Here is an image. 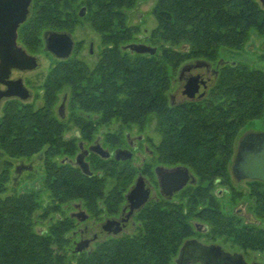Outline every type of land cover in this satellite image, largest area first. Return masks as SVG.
Wrapping results in <instances>:
<instances>
[{"label":"trees","instance_id":"1","mask_svg":"<svg viewBox=\"0 0 264 264\" xmlns=\"http://www.w3.org/2000/svg\"><path fill=\"white\" fill-rule=\"evenodd\" d=\"M139 1L87 0L86 16L102 34L104 45L95 67L90 69L76 58L59 62L43 84L45 103L39 109L18 98L4 102L0 148L13 158L42 153L44 184L51 197L42 201L39 187L5 195L11 180L7 162L0 173V264H174L183 242L196 233L192 224L197 217L196 189L188 192L187 204H174L169 210L145 205L130 233L97 240L79 254L74 251L71 202H82L94 215L101 214L103 206L116 210L124 200L122 195L106 198L107 176L123 185V192L134 175L127 167L118 173L115 164L94 157L93 168L103 174H83L65 160L75 155L79 139H67L65 132L72 124L81 139L92 141L98 128L115 118L121 130L142 133L151 115L159 120V160L184 165L199 177V222L207 226L199 234L232 239L245 250L264 251L260 220L242 224L221 209L212 190L230 180L229 163L240 130L264 118V68L243 61L220 62L214 83L199 99L175 103L169 95L172 73L183 62L216 63L222 47L241 50L253 31L264 35V9L258 0H156L153 13L158 26L150 42L158 50L150 55L123 49L135 42L137 29L126 23V11ZM32 2L33 13L18 30V40L29 53L42 48V30L65 25L60 20L62 2L71 7L68 0ZM65 86L71 89L68 119L59 118L54 110L58 92ZM119 139L116 133L106 134L109 145ZM253 181V187L264 186ZM256 211L264 217V204Z\"/></svg>","mask_w":264,"mask_h":264},{"label":"rangeland","instance_id":"2","mask_svg":"<svg viewBox=\"0 0 264 264\" xmlns=\"http://www.w3.org/2000/svg\"><path fill=\"white\" fill-rule=\"evenodd\" d=\"M34 1V0H33ZM69 4H71V8L78 10V6L80 4L86 3L87 0H68ZM156 3V0H142L139 1L133 8L126 11V23L129 26H134L137 29V33L134 35L135 42H143L147 44H152L150 42L152 31L158 26V21L153 13V8ZM33 2L31 3L29 17L33 13ZM73 6V7H72ZM262 6V5H261ZM68 7L64 6V2L60 5L59 11L62 13L60 20L65 21V25L60 28H56L55 30L59 31H67L70 32L73 40H74V48L69 58H76L81 60L85 64L88 65L90 69H93L97 62L100 60L101 51L104 48L102 43V34L96 31L92 23L90 21V17L84 16L82 18L73 17V15L68 13ZM264 9V6H262ZM75 14V13H74ZM48 29L42 30L40 37L42 38V48L40 47L37 52H31V54L37 56L39 65L37 68L33 70H16L14 69L11 73L12 78H19L23 79L25 86L30 90L31 97L25 100H21L25 104H34L36 109L42 107L45 103L44 91H43V84L49 74V72L54 68L59 62L63 59L54 57L51 53L45 51V41H44V33ZM92 44L93 52H90V46ZM154 45V44H153ZM180 48V47H179ZM160 53V51H159ZM264 35H259L257 32L253 31L252 35L246 44V46L241 50H235L227 47H222L220 49L219 59L218 62L212 63L210 69L214 70L219 69L220 66L218 64L220 62H235V61H243L250 64L254 68H264ZM67 60V59H64ZM197 59H192L183 62L178 69L172 73V88L170 90L169 95H174L177 102L191 100V98L184 96L182 94V89L184 85V81L179 79L180 70L185 64H192L195 63ZM206 67H199L193 68L192 73L194 75L197 74H207ZM208 87L214 83L217 74L208 75ZM208 87L206 88L205 92L207 91ZM71 89L67 86L58 92V97L56 103L54 105V110L57 114L58 108L62 102L64 95H70ZM19 99V98H18ZM4 101H2L0 107V116H2V109L4 106ZM66 119H68V115L70 114L69 110V99L66 101ZM61 116H59L60 118ZM70 130L65 132V136H72L76 127L72 124L69 125ZM118 130V122L115 118L112 119L111 123L107 126L103 125L98 128V132L102 133H110L109 131ZM123 135L125 136L126 131L122 130ZM250 132H264V118L256 119L250 121L243 127L237 135V139L235 142V153L233 155L232 160L229 163V171H230V180L226 184H217L214 189V193L218 199V204L223 211L228 214L234 215L237 219L241 221L242 224H246V218L237 213L238 208H243L247 213L251 216L260 220L259 226L264 229V217L261 218L262 215H259L256 211L259 205L261 206L264 204V186H255L253 187V180L251 179H243L238 180L232 173V164L237 152V147L240 140ZM146 137H148L147 141L145 142L149 144L152 148L151 140L153 144L155 143L158 145L161 141V134L159 132V120L156 115H151L147 121L145 128L142 132ZM155 145V149H156ZM42 153H36L32 157H20V158H13L10 157L7 153H5L2 148H0V173L6 168L7 162H10V176L11 180L7 183L9 191L5 194H11L13 191L18 193L32 191L33 189H40L37 190L40 193L41 200H45L46 197H51L49 191L47 190L44 180H45V169L43 166L42 157H40ZM43 155V154H42ZM137 161V159H136ZM138 162V161H137ZM156 162V161H154ZM21 165H32V172L30 173L27 169H23L21 172H16V168ZM36 171V173H35ZM134 175V174H133ZM134 175L133 177H135ZM133 180V179H132ZM106 182L111 184L115 182L114 178L110 176L107 177ZM221 191L218 194V191ZM263 194V195H262ZM78 202V200L72 201ZM203 206V205H202ZM201 205H199V209ZM71 210V207H70ZM45 226H48V222H44ZM199 239L206 242V243H218L220 244L225 250L230 252H241L243 253L245 260L247 262H260L264 264V251L261 250H245L239 247L237 244L233 242L232 239H225L222 237H214L210 236L209 234H197ZM78 241L79 238H76ZM177 257V256H176ZM175 259V258H174ZM174 262V260H173ZM175 264V262H174Z\"/></svg>","mask_w":264,"mask_h":264},{"label":"water","instance_id":"3","mask_svg":"<svg viewBox=\"0 0 264 264\" xmlns=\"http://www.w3.org/2000/svg\"><path fill=\"white\" fill-rule=\"evenodd\" d=\"M264 6V0H258ZM32 0H0V107L2 101L9 98H19L21 100L31 97L30 90L25 86L21 77L13 79L11 73L16 70H33L38 67L37 56L29 53L27 49L19 42V27L29 16ZM86 14V8L83 7L79 13L80 16ZM74 41L72 37L63 32L49 31L45 34V51L58 58H68L73 50ZM124 50L137 54H156L157 46L143 43L131 42L123 46ZM206 67L208 70L211 64L203 59H197L195 63L185 64L180 71V78L186 71L193 68ZM214 74H218L217 69ZM207 74L190 75L184 85L183 94L191 99L202 97L208 87ZM64 97L59 106V115L65 117ZM81 151L76 155L74 163L81 168L83 174L91 176L89 163L85 160L88 153L94 152L103 158L110 156L108 150L101 145H92L89 149L80 144ZM131 157L129 150L117 149L115 158L128 159ZM32 169V165H21L16 168V172L23 169ZM156 172L159 176L162 191L173 193L182 189L190 178L189 169L186 166H176L166 168L158 166ZM232 172L238 180L251 179L264 182V132H250L246 134L239 142L237 152L232 164ZM149 197V188L142 178H139L135 187L127 194V200L130 204V214L134 210L140 209L145 205ZM80 205H76L79 207ZM73 216L81 220L87 217L85 210L75 212ZM115 223L118 228L125 224ZM199 225V230L202 229ZM205 226V225H204ZM207 227V226H205ZM89 240H79L75 242L74 251L78 254L88 246ZM262 264L260 262H247L242 253H231L223 249L219 244H204L196 239H187L179 249L176 258L177 264Z\"/></svg>","mask_w":264,"mask_h":264},{"label":"flooded vegetation","instance_id":"4","mask_svg":"<svg viewBox=\"0 0 264 264\" xmlns=\"http://www.w3.org/2000/svg\"><path fill=\"white\" fill-rule=\"evenodd\" d=\"M83 7L86 8V14H87V12H88V4L87 3L80 4L77 7L78 10H76L75 8H74V10H73V8L69 9L70 8L69 7L67 11L69 14L71 13L74 15V13H75V15L73 17H76V15H77L78 17L82 18V17L86 16V14L84 16L79 15V13ZM49 31L63 32V33H67L71 36L70 32H67V31L47 30V31H45V33L43 35L44 41H45V34ZM90 52H91V54L93 52L92 44L90 46ZM56 58H58V57H56ZM60 59L64 60L67 58H60ZM192 70L193 69H191L190 71H186L182 75V78H180V76H179V79L184 81V85L186 83L187 78L190 75H194L192 73ZM206 71H207V74L209 76L213 75L212 69H209V70L206 69ZM13 79H16V78H13ZM184 85H183V89H184ZM0 87L5 88V86H3V85H0ZM183 89H182V91H183ZM182 94H183V92H182ZM184 96H186V95H184ZM64 97H66V101H67V95H64ZM64 97H63V99H64ZM63 99H62V101H63ZM170 99L172 102L177 103L174 95L171 94ZM65 108H66V102H65ZM65 111H66V109H65ZM58 113H59V111H58ZM68 131H71V130L69 129ZM109 132L113 133V134L116 133L117 135H119V137H120L119 141H115L112 145H109L106 142V132L105 133L98 132V133H96L94 140L86 141V140H83L80 138L79 130L77 127H76V130L74 131V134L72 136H65V138H67V139L73 138V137L79 138L78 139V150L76 151L75 155L71 158H68V159H66V158L69 156H66L65 160H68V162L70 164H72L75 168L79 169L80 171H81V168L74 163V160H75L76 155L81 151L80 144L82 143L83 147L87 148V149H89L92 145H101L104 149L108 150L110 153V156L107 158H103L100 155H98L94 152H91V151L88 153L85 160L89 163L90 170L92 171L93 174H103V172L101 169L96 171L93 168L92 163H91L92 157H94L95 160H98L96 158H99V159L104 160L105 163L110 162L112 165L115 164L114 166L118 167V170H119L118 173H122V170H123L122 168L127 167L132 174L136 175L135 177L132 178L133 180H132L131 184H129V186L127 187V190H125L123 192H122L123 185H121L117 182H114L111 184L105 182L103 184V192H104L106 198L117 199L118 197H120V195H122V198L124 201L122 203H120V206L116 210L115 209L110 210V209L105 208V206H103V212L99 215H94L92 212H89L86 208L83 207V205L81 204L82 202H73L71 204V206H70L71 210L69 209V215L75 224V228L72 231V236L74 238H79V240H82V239L83 240H89L88 246L84 250H89L90 248H92V246H94V244L97 242V240L121 237L127 233H130L135 228L137 214L145 205L150 204V206H152V207H156V206L161 207L162 206V208L164 210H169L171 208V206H173L174 204H179V205L180 204H187V202L189 200L188 192H193L194 189H196L195 194L197 195L196 196V202H195L196 203L195 206L197 209L196 210L197 217L192 220V224H193L197 234H199V231L200 232L206 231L207 227H205L203 224H202L203 225L202 229L199 230V225H200V222H199V177L196 176L188 168L189 173H190V178H189L187 184L182 189H180L179 191L173 192L172 194L171 193H165L164 191H162L160 181H159V176L156 172V168L158 166H163L166 168H172V167H176L178 165H180V166H184V165L169 164V163L160 161L159 157H158V153L156 152V149H155L156 144L155 143L153 144L152 140H151V142H152V145L154 147L151 148L148 143L145 144V142L148 140L147 139L148 137H146L143 133H140L138 130H130V131L127 130L126 134L124 136L122 130L118 126V130H115V131L111 130ZM117 149L129 150L131 152V157L128 159H125V160H123V159L117 160L115 158V151ZM41 156H43V155L40 154V157ZM136 159L138 162L136 161ZM42 161H43V157H42ZM154 161H156V162H154ZM26 169L30 173H34V172H32L31 169H29V168H26ZM35 173H36V171H35ZM139 178H142L144 183L148 186L149 197H148V200L143 207H141L140 209L134 210L133 213L130 214L131 208H130V204L128 203V200H127V194L129 193V191H131V189L133 187H135ZM220 192L221 191L219 190L218 194ZM78 204L80 206L76 207V205H78ZM80 210H85V213L87 214V217L83 220H81L80 218H77L76 216H73V214L75 212H79ZM236 211H237V213H239L240 215L245 217L247 222H256L257 221V219L255 217L251 216L243 208H238ZM124 220L126 223L120 228V230L115 231V229H117L118 227L116 225H112V221L115 223H122V222H124ZM196 233L187 239H196L198 242L200 241L204 244H218V243H214V242L206 243V242L200 240L199 236H197ZM226 251H228V250H226ZM231 253H241V252H231ZM176 258H175V264H177ZM192 264H200V263L197 262V263H192Z\"/></svg>","mask_w":264,"mask_h":264}]
</instances>
